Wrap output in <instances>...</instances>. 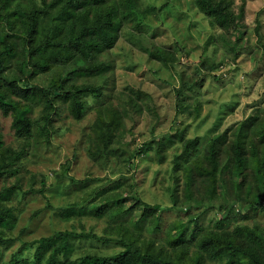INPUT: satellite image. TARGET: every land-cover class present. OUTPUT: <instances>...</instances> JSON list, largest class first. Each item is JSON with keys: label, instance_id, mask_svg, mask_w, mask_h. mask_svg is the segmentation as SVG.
Returning a JSON list of instances; mask_svg holds the SVG:
<instances>
[{"label": "trees", "instance_id": "obj_1", "mask_svg": "<svg viewBox=\"0 0 264 264\" xmlns=\"http://www.w3.org/2000/svg\"><path fill=\"white\" fill-rule=\"evenodd\" d=\"M194 4L212 24L236 33L237 41L242 39L246 32L243 6L234 14L229 0H194ZM136 9L137 0H0V113L10 119L11 135L18 142L15 147L7 145L0 134V181L16 177L15 183L0 188V264H264V221H252L256 215L264 220V121L256 128L253 121L241 125L222 160L218 138L203 155L193 158L198 138L183 140L175 131L183 141L174 169L182 172L186 193L182 205L188 206L178 209L181 216L168 223L163 222L160 206L137 199L128 207L117 196L107 197L98 207L76 210L75 203L61 212L64 219L83 213L106 219L115 227L116 237L102 240L117 247L113 253L88 251L74 258L81 243L100 238L60 231L24 244L5 259L4 250L11 243L7 235L16 219L10 201L25 193H41L45 183L43 178L39 190L23 189L17 175L29 149L33 153L47 149L65 119L82 121L96 109L99 118L90 128L87 156L105 161L122 155L125 145L116 131L123 116L109 102L105 87L113 70L109 53L119 38L117 24L132 19ZM164 56L163 52L151 54L166 65ZM52 71L46 85L33 81ZM173 137L163 134L157 141L144 142L129 159L153 150L159 153ZM250 137L258 138V148L251 146L246 159L243 145ZM68 167H62L55 189L64 186V180L66 186L84 183L68 175ZM196 181L203 186L201 198L191 190ZM171 202L172 209L181 208L175 192ZM171 208L168 211H174ZM209 208H216L218 221L211 219ZM33 245L37 247L32 257L21 256Z\"/></svg>", "mask_w": 264, "mask_h": 264}, {"label": "rangeland", "instance_id": "obj_2", "mask_svg": "<svg viewBox=\"0 0 264 264\" xmlns=\"http://www.w3.org/2000/svg\"><path fill=\"white\" fill-rule=\"evenodd\" d=\"M229 1L234 14L242 6L245 10L246 32L240 41L236 33L203 16L194 0H137L132 19L117 24L119 38L109 53L113 70L105 87L109 102L123 116L116 131L125 145L122 155L105 161H93L87 156L90 128L99 118L96 109H91L82 121L65 119L47 149L34 153L29 149L17 175L23 180V189L32 186L39 190L43 178L45 183L41 193H25L10 201L16 219L7 235L11 243L4 250L5 259L24 244L60 231L91 233L100 238L99 242L81 243L74 258L88 251L113 253L117 247L102 240L116 237L115 227L106 219H95L86 213L64 219L61 212L75 203L76 210L98 207L107 197L117 196L128 207L137 199L160 206L163 222L168 223L181 216L178 209L188 206L182 205L186 195L182 172L174 169L182 141L198 138V148L191 154L195 158L218 138L222 160L224 149L230 148L241 125L248 126L253 121L256 128L264 121V0ZM157 52L167 56L166 65L152 59L151 54ZM54 73L41 74L33 81L46 85ZM175 131L182 135V141ZM0 134L7 145H18L11 135L10 119L1 113ZM163 134L175 137L159 153L153 150L129 159L142 143L157 141ZM251 146L258 148L257 137L245 140L246 159L250 158ZM66 165L68 175L85 181L66 186L68 181L64 180V186L55 189ZM15 182L16 177L7 178L0 181V188ZM191 190L198 198L204 192L198 181ZM174 192L180 196L181 208H171ZM208 210L211 219L218 221L216 208ZM138 216L136 210L135 219ZM252 221L264 220L256 215ZM36 247H26L21 256L32 257Z\"/></svg>", "mask_w": 264, "mask_h": 264}]
</instances>
